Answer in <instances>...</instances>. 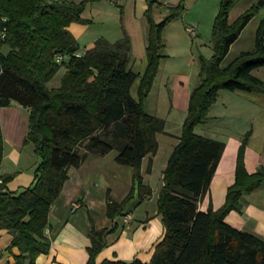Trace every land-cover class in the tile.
Listing matches in <instances>:
<instances>
[{
    "label": "trees",
    "instance_id": "1",
    "mask_svg": "<svg viewBox=\"0 0 264 264\" xmlns=\"http://www.w3.org/2000/svg\"><path fill=\"white\" fill-rule=\"evenodd\" d=\"M89 0H0V15L6 18L7 36L0 42V107L12 101L28 109L24 143L33 145L37 157L32 183L22 189L5 190L11 175L0 178V227L7 229L16 247L14 263L38 264L40 253H48L50 238L45 233L54 199L68 178L69 167L80 166L89 155L115 151L114 160L132 168L128 193L117 201L109 195L106 215L110 219L126 214L125 206L134 197L151 193L142 181L141 163L148 156L147 170L158 149V133H165V119L147 112L145 100L159 63L167 54L162 31L186 9L185 0L166 6L156 21L148 0L144 15L148 24L146 62L134 70L131 39L122 36L110 41L96 38L83 53L68 29L72 22L86 23L82 12ZM211 28L212 54L199 55L198 81L190 91L187 112L177 143L162 170V185L156 200L164 232L155 243L149 261L134 256L130 260H103L100 264H264V239L225 221L230 210L241 211L240 197L264 182V165L255 171L245 168L244 154L250 130L240 141L235 161L234 181L227 187L222 205L206 210L198 207L224 148V141L195 131L210 119L209 109L218 92L242 90L264 93V81L251 71L264 66V16L256 31L252 50L239 52L223 64L230 45L246 23L264 6L254 2L229 22V12L237 0H218ZM7 51H2V46ZM68 58L56 60V54ZM60 66L64 72L57 86L49 87ZM136 81V94L131 87ZM0 124V167L3 159ZM107 228L91 226L87 264L105 246Z\"/></svg>",
    "mask_w": 264,
    "mask_h": 264
},
{
    "label": "crops",
    "instance_id": "2",
    "mask_svg": "<svg viewBox=\"0 0 264 264\" xmlns=\"http://www.w3.org/2000/svg\"><path fill=\"white\" fill-rule=\"evenodd\" d=\"M156 1L159 4L155 3L152 6V15L156 21L163 17L166 6L178 2V0ZM111 2L120 8V12L119 9L118 11L107 9V39L116 40L122 36L124 29L131 39L130 65L134 70L141 71L146 62L148 24L144 11L148 0H111ZM254 2L257 3V0H237L229 12V22L234 21ZM185 3V11L164 26L162 37L164 49H166L167 34L179 35L184 43L188 41L190 56L186 62L170 64L171 68L164 70L159 79L158 72L160 73V68L165 65L163 61L170 56L165 52L167 56L161 59L145 100L147 112L156 115V110L149 111L147 100L152 95V88L157 85V79L159 82L162 80L159 86L164 85L167 88L166 94H163L165 93L163 90H158L155 95L167 96L168 104L164 107L160 106L159 109L162 107L164 109L160 113L165 119V131L168 134H157L158 149L152 156L150 169L147 170L148 156L143 157L141 163L142 181L150 187L151 193L139 198L135 191L134 197L125 206L126 214L110 219L106 215L107 195L120 201L128 193L132 184V168L118 164L114 160L115 151L102 156L89 155L80 166L69 167L68 178L64 181L59 195L52 202L48 214L45 233L51 241L50 249L48 253H40L37 256L38 264H87V246L90 245L88 232L91 226L110 229L105 236V246L95 257V264H100L105 259L127 261L134 256L142 261H149L155 243L164 232L161 215L156 210V200L162 185V170L168 155L178 141L182 121L187 112L189 94L198 81L196 57L198 58L200 54L209 57L212 54L211 28L219 7L218 0H185ZM81 15L90 20L83 13ZM263 16L264 6L242 28L237 39L230 45L223 64L228 63V60L233 59L239 52L254 48L255 31ZM186 25L195 26V36L184 34ZM85 26L87 27V23L72 22L68 29L78 39V33H83ZM202 34H209L210 39L204 40ZM93 42L94 40L83 49L79 48L77 52L82 54ZM195 48L198 49L197 54L193 52ZM251 73L264 81V66L254 68ZM131 93L135 96L136 84L132 85ZM13 102L15 101L0 107V124L4 141L0 173L11 175L4 188L11 191L22 189L32 183L33 169L37 161L33 145L23 142L28 127V109ZM153 107L157 109L158 103ZM209 115L210 119L205 123L197 124L195 131L222 140L225 144L209 190L198 203V207L202 210H206L209 205L216 209L224 202L227 187L234 181L237 150L247 130H250V136L245 147V168L248 172H253L264 165V93L221 89L209 109ZM161 137L167 138L164 140L163 157L159 156L162 146ZM240 202L241 211L230 210L225 215V221L264 239V182L253 191L242 194ZM75 203L78 205L74 207ZM11 240V233L0 227V264L15 261L14 254L18 253V249L16 247L9 249Z\"/></svg>",
    "mask_w": 264,
    "mask_h": 264
},
{
    "label": "rangeland",
    "instance_id": "3",
    "mask_svg": "<svg viewBox=\"0 0 264 264\" xmlns=\"http://www.w3.org/2000/svg\"><path fill=\"white\" fill-rule=\"evenodd\" d=\"M76 1H79V0H76ZM107 9L112 10V11L113 10L118 11V9H119V12H120V8H118L117 5L113 4L111 2V0H89L87 2V4L85 5V8H84V11L82 13L84 16H86L90 20H88L86 22L87 27L85 26L86 29L83 31V33L76 30L77 32H79L77 40H78L80 49H83L85 47V45H87L88 43H91L92 40H95L96 38H98L100 36H104L107 38ZM73 23H75V22H73ZM184 32H185L184 34L190 35L186 30ZM202 33H203V31H202ZM202 37L206 41L210 39L209 34H202ZM165 43H166V49H164V52H167L170 56H169V58H167L166 60L163 61V64H165V65L162 66V68H160V73L158 72L159 79H161L160 76L163 75L164 70L167 71V69L171 68V67H169L170 64L174 65L175 63L186 62L190 56L189 55L190 53L188 50V48H189L188 47V41L186 42L187 44L184 43L181 40V38L179 37V35H176V36L170 35L169 36L167 34L166 39H165ZM184 44H185V46H184ZM7 49H8L7 46H5V45L2 46V51L4 53L7 51ZM193 52L197 54L198 49L195 48L193 50ZM228 61H230V60H228ZM196 70H198V58L197 57H196ZM63 72H64V66H60L58 71L54 74V76L47 83V85L49 87L58 85L60 83V79H61ZM159 79H157V85H155V87L152 88L153 91H152L151 97H148L147 107L149 108V111L156 110L157 111L156 115L163 117V114L160 113V111H163L164 110L163 107L166 106V104H168L167 96L163 95V96L157 97L155 94H157L159 91H162V90L165 92L163 94H166L167 88L164 85H162L161 87L159 86V84L162 82V80L159 82ZM133 84L135 86L136 81ZM160 94H161V92H160ZM13 103L17 104L16 102H13ZM155 103H158L157 109H155L153 107ZM160 106H163V107L161 109H159ZM163 134L166 135L168 133L165 132ZM165 139L167 140V138H162V137L160 138V142L162 145L160 148V155H159L160 157H163L164 152H165V146H164L165 145V141H164ZM35 158L37 159L36 156H35Z\"/></svg>",
    "mask_w": 264,
    "mask_h": 264
},
{
    "label": "built area",
    "instance_id": "4",
    "mask_svg": "<svg viewBox=\"0 0 264 264\" xmlns=\"http://www.w3.org/2000/svg\"><path fill=\"white\" fill-rule=\"evenodd\" d=\"M185 30L191 35L195 36L196 35V28L194 25H186ZM7 36V26H6V18L2 15H0V42L4 41ZM76 55H80L79 52L75 53ZM56 60L57 61H62L65 58H68L67 54H61L58 53L56 54ZM0 183H2V179L0 178ZM78 204L75 203L74 207L77 206ZM129 217V215L126 216V218Z\"/></svg>",
    "mask_w": 264,
    "mask_h": 264
},
{
    "label": "water",
    "instance_id": "5",
    "mask_svg": "<svg viewBox=\"0 0 264 264\" xmlns=\"http://www.w3.org/2000/svg\"><path fill=\"white\" fill-rule=\"evenodd\" d=\"M263 2H264V0H257V4L258 5H261L262 6Z\"/></svg>",
    "mask_w": 264,
    "mask_h": 264
}]
</instances>
